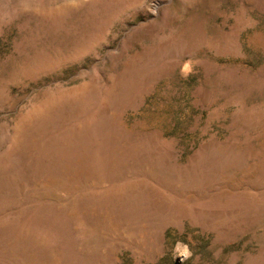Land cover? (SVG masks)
I'll return each instance as SVG.
<instances>
[{
	"label": "rangeland",
	"instance_id": "1",
	"mask_svg": "<svg viewBox=\"0 0 264 264\" xmlns=\"http://www.w3.org/2000/svg\"><path fill=\"white\" fill-rule=\"evenodd\" d=\"M25 3L0 26V264H264V0Z\"/></svg>",
	"mask_w": 264,
	"mask_h": 264
},
{
	"label": "clouds",
	"instance_id": "2",
	"mask_svg": "<svg viewBox=\"0 0 264 264\" xmlns=\"http://www.w3.org/2000/svg\"><path fill=\"white\" fill-rule=\"evenodd\" d=\"M67 3L73 4V5H82L88 3V0H66ZM4 3H8L9 5H12L13 3L20 5L23 7L24 10H27V5L25 3V0H0V26H4L7 24L12 23V19L9 17H6L3 11V5ZM190 62L186 63L183 69V73L186 76L188 72L190 71ZM175 252L183 257L184 259H188L191 257L192 253L187 244H183L182 242H177Z\"/></svg>",
	"mask_w": 264,
	"mask_h": 264
}]
</instances>
